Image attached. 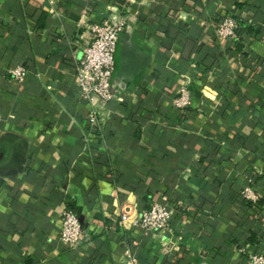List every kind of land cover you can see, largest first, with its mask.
Wrapping results in <instances>:
<instances>
[{"label":"crops","instance_id":"1","mask_svg":"<svg viewBox=\"0 0 264 264\" xmlns=\"http://www.w3.org/2000/svg\"><path fill=\"white\" fill-rule=\"evenodd\" d=\"M135 1L0 0V264H246L264 252V0ZM221 14L250 26L218 39ZM120 15L114 96L91 126L73 40L86 39L84 16ZM14 65L29 70L20 84ZM182 81L190 113L173 106ZM248 176L260 198L242 209L229 199ZM155 201L179 203L171 232L120 221ZM71 204L76 249L59 237Z\"/></svg>","mask_w":264,"mask_h":264},{"label":"built area","instance_id":"2","mask_svg":"<svg viewBox=\"0 0 264 264\" xmlns=\"http://www.w3.org/2000/svg\"><path fill=\"white\" fill-rule=\"evenodd\" d=\"M247 24L232 14H221L214 23V29L218 39L230 40L236 39L239 30L244 29ZM79 26L86 30V39L73 40L76 46L73 55L76 81L81 99L89 105V123L91 126L99 127L101 113L114 96L112 76L115 69V53L120 36L129 26V19L128 15L104 16L98 20H90L88 16H84ZM28 73L29 70L24 65L6 68L7 76L18 84L26 79ZM172 102L179 111L190 113L192 95L186 81L178 83ZM239 194L242 199L252 203L258 202L260 198V192L253 188L250 176L246 185L239 190ZM178 207V202L168 205L155 201L132 214V208L127 206L120 215V221H128L154 236L163 235L172 231L171 220ZM82 232L77 213L70 206H65L61 213L60 239L70 249H76L82 241ZM246 264H264V253L248 252Z\"/></svg>","mask_w":264,"mask_h":264},{"label":"trees","instance_id":"3","mask_svg":"<svg viewBox=\"0 0 264 264\" xmlns=\"http://www.w3.org/2000/svg\"><path fill=\"white\" fill-rule=\"evenodd\" d=\"M249 26H250V24H247V26H245L244 29L247 30V28ZM244 29H240L239 30L238 36H239L240 32H242ZM204 159H210V157L208 156V157L202 158V160H204ZM229 203L234 204L235 206L241 207L242 209L247 208L249 205H253L250 201L242 199L241 196H240V194H239V191H232L231 196H230V199H229ZM69 206L76 212V209L73 207L72 204L69 205ZM252 238H253V236H250L248 239L251 242H253V239ZM257 251H258V249L255 248L254 252H257Z\"/></svg>","mask_w":264,"mask_h":264}]
</instances>
